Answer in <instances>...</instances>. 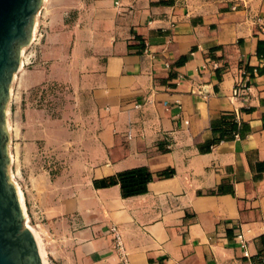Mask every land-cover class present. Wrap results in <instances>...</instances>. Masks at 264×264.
I'll list each match as a JSON object with an SVG mask.
<instances>
[{
    "label": "crops",
    "instance_id": "0c3cea01",
    "mask_svg": "<svg viewBox=\"0 0 264 264\" xmlns=\"http://www.w3.org/2000/svg\"><path fill=\"white\" fill-rule=\"evenodd\" d=\"M41 12L44 65L24 80L69 82L85 113L69 159L53 177L29 178L52 264H256L264 254V0H47ZM245 80L249 90L234 97ZM225 114L249 131L217 140L213 123ZM52 143L57 153L63 141ZM139 166L174 173L129 197L118 184L100 186Z\"/></svg>",
    "mask_w": 264,
    "mask_h": 264
},
{
    "label": "rangeland",
    "instance_id": "374dc122",
    "mask_svg": "<svg viewBox=\"0 0 264 264\" xmlns=\"http://www.w3.org/2000/svg\"><path fill=\"white\" fill-rule=\"evenodd\" d=\"M45 1L47 0H43L35 17L31 40L23 47L21 66L14 76L6 106L8 152L11 157L9 175L15 185L18 184L23 195L25 223L27 220L29 227L41 235L43 247L41 228L29 202V178L33 174L45 172L53 177L61 167V161L69 159V151L66 149L68 140L78 130L80 124L77 126V123L85 118V113L80 111L81 97L69 82L52 78L28 86L24 80L28 73L36 72L39 66L44 65L40 58L41 45L49 30L45 23L47 19L41 12ZM54 121H61V126ZM54 139L63 141L56 144L59 148L57 153L53 152ZM11 152L14 154V161ZM28 169L34 171H27ZM45 255L48 263L52 264L54 260L46 250Z\"/></svg>",
    "mask_w": 264,
    "mask_h": 264
},
{
    "label": "water",
    "instance_id": "95a60500",
    "mask_svg": "<svg viewBox=\"0 0 264 264\" xmlns=\"http://www.w3.org/2000/svg\"><path fill=\"white\" fill-rule=\"evenodd\" d=\"M43 0H0V264H44L9 175L6 106Z\"/></svg>",
    "mask_w": 264,
    "mask_h": 264
},
{
    "label": "trees",
    "instance_id": "16d2710c",
    "mask_svg": "<svg viewBox=\"0 0 264 264\" xmlns=\"http://www.w3.org/2000/svg\"><path fill=\"white\" fill-rule=\"evenodd\" d=\"M257 53L261 58L264 57L263 41L258 42ZM225 118L226 114L222 116L221 121L213 123V131L219 132L217 140L225 137H232L236 132L239 133L240 136H244L249 131V127L246 124L238 125L236 122H226L224 120ZM173 173L174 170L168 168L154 174L150 172L147 167L139 166L119 171L113 176L102 179L100 181V186L105 187L118 184L121 189V195L123 197H129L145 193L147 191V184L155 177L167 178L172 176ZM256 264H264V254L258 257Z\"/></svg>",
    "mask_w": 264,
    "mask_h": 264
},
{
    "label": "built area",
    "instance_id": "2783aa9c",
    "mask_svg": "<svg viewBox=\"0 0 264 264\" xmlns=\"http://www.w3.org/2000/svg\"><path fill=\"white\" fill-rule=\"evenodd\" d=\"M118 2H115V4H117ZM262 67L264 68V62L262 63ZM256 69H253V73H256ZM249 90V85H248V80L243 81L240 84H237L234 89H233V95L234 97H239L242 96L246 91ZM176 103L179 104V101L176 100ZM140 105L137 104L135 105V107H139ZM235 137H238V134L234 135ZM110 232L112 234L113 237V248L114 250H116L118 252V254L120 255V258L123 262H127V255L125 252V248L121 239V235L120 232L118 230V228L116 226H112L110 228ZM236 239L238 241V243L244 247L245 246V238L243 236V234L241 232L236 234ZM246 256H248L247 251L244 252Z\"/></svg>",
    "mask_w": 264,
    "mask_h": 264
},
{
    "label": "bare ground",
    "instance_id": "6f19581e",
    "mask_svg": "<svg viewBox=\"0 0 264 264\" xmlns=\"http://www.w3.org/2000/svg\"><path fill=\"white\" fill-rule=\"evenodd\" d=\"M34 24H35V21H34ZM33 27H34V25H33ZM22 51H23V48H22ZM22 51H21V53H22ZM20 66H21V63H20ZM19 69H20V68H19ZM10 158H11V157H10ZM14 184H15V183H14ZM15 186H16V188H17V192H18V194H19V198H20V201H21L22 208L24 209L23 195H22V193H21V190H20L18 184H16ZM23 211H24V210H23ZM26 219H27V215H26ZM26 225L29 227V225L27 224V220H26ZM30 228H31V227H30ZM31 229H32V228H31ZM32 231H33V233L35 234V237H36V239H37V242H38V245H39V249H40V253H41V256H42V259H43V263H44V264H48V261H47V259H46V255H45V249H44V247H43L42 244H41V235H40L39 233H37L36 230H33V229H32Z\"/></svg>",
    "mask_w": 264,
    "mask_h": 264
}]
</instances>
